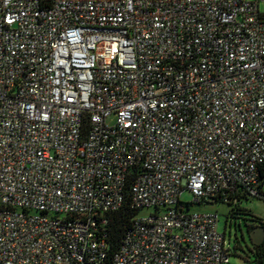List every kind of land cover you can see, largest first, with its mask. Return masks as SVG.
Listing matches in <instances>:
<instances>
[{
	"label": "built area",
	"instance_id": "obj_1",
	"mask_svg": "<svg viewBox=\"0 0 264 264\" xmlns=\"http://www.w3.org/2000/svg\"><path fill=\"white\" fill-rule=\"evenodd\" d=\"M261 3L0 0V264H229L189 206L261 198Z\"/></svg>",
	"mask_w": 264,
	"mask_h": 264
},
{
	"label": "rangeland",
	"instance_id": "obj_2",
	"mask_svg": "<svg viewBox=\"0 0 264 264\" xmlns=\"http://www.w3.org/2000/svg\"><path fill=\"white\" fill-rule=\"evenodd\" d=\"M259 12L264 14V4L259 5ZM108 124H112V120H108ZM181 201L189 203L192 201V196L188 192L181 195ZM239 207L249 211L244 214L242 212H230V206L224 204H191L190 212L206 213L215 212L218 216L217 231L224 235L228 243L230 256L229 264H250L252 257V243L247 231V227L255 224V219L264 221V199L248 198L247 201H242ZM149 211H141L138 216H146Z\"/></svg>",
	"mask_w": 264,
	"mask_h": 264
},
{
	"label": "trees",
	"instance_id": "obj_3",
	"mask_svg": "<svg viewBox=\"0 0 264 264\" xmlns=\"http://www.w3.org/2000/svg\"><path fill=\"white\" fill-rule=\"evenodd\" d=\"M260 184L258 186V193L261 199H264V163L259 169ZM237 202L235 204L231 201L226 204L230 206V212H242L244 214L249 213V211L239 207L242 201H247L248 197L244 195H236ZM138 211L131 208L129 195L126 196L122 206L115 212H111L107 215V233H108V243L110 253H112L120 244V241L124 233L130 228L133 218L137 215ZM255 224H251L247 227L248 233L257 226L264 228V221L261 219H255ZM251 240V239H250ZM252 243V242H251ZM252 261L250 264H264V240L260 245H254L252 243Z\"/></svg>",
	"mask_w": 264,
	"mask_h": 264
},
{
	"label": "water",
	"instance_id": "obj_4",
	"mask_svg": "<svg viewBox=\"0 0 264 264\" xmlns=\"http://www.w3.org/2000/svg\"><path fill=\"white\" fill-rule=\"evenodd\" d=\"M249 237L254 245H260L264 240V228L261 226L255 227L250 231Z\"/></svg>",
	"mask_w": 264,
	"mask_h": 264
}]
</instances>
